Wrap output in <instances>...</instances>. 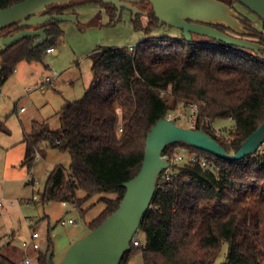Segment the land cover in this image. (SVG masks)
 Masks as SVG:
<instances>
[{
    "label": "trees",
    "instance_id": "trees-1",
    "mask_svg": "<svg viewBox=\"0 0 264 264\" xmlns=\"http://www.w3.org/2000/svg\"><path fill=\"white\" fill-rule=\"evenodd\" d=\"M22 1L0 0V10ZM218 1L234 10L235 2ZM80 4L105 7L110 24L116 18L113 6L94 0ZM80 4H51L45 14H74L73 8ZM236 14L240 34L220 24L210 26L264 47L263 33L247 17ZM132 26L145 39L134 47H97L90 55L89 87L81 99L57 113L60 127L50 130L46 122H32L22 140V166L28 172L43 142L70 157L68 170L56 165L48 173L42 203L72 205L84 219L82 205L96 196L114 195L99 199L104 208L86 223L87 233L117 210L125 192L121 185L141 167L148 132L178 106H195L194 130L202 131L228 154H235L264 122V52L256 54L197 36L203 40L154 37L158 21L153 13L146 25L136 18ZM44 27L47 40L42 45L32 48L36 39L24 38L0 52V88L19 63H40L46 50L55 48L62 30L59 22L51 21L39 27L15 24L0 31V38H5ZM226 119L233 123L226 134L214 130L217 120ZM0 132H6L1 122ZM178 147L208 155L173 144L162 156H173ZM216 162L221 168L217 175L199 164H184L175 166L177 175L171 180H157L133 238L139 247L131 243L120 264H128L135 253L143 264H217L224 246L221 264H264V151L238 162ZM139 232L143 243L137 238ZM50 249L48 238L46 251L39 252V264H46ZM0 264L16 263L0 251Z\"/></svg>",
    "mask_w": 264,
    "mask_h": 264
},
{
    "label": "rangeland",
    "instance_id": "rangeland-1",
    "mask_svg": "<svg viewBox=\"0 0 264 264\" xmlns=\"http://www.w3.org/2000/svg\"><path fill=\"white\" fill-rule=\"evenodd\" d=\"M82 1L75 2L80 4ZM130 5L139 12L133 16L131 12L123 9L118 20H113L111 24L105 7L98 4L75 6V22H60L62 36L54 48L56 54L44 53L40 63H19L0 88V122L6 130L0 132V199L13 203L11 208L6 204L0 209V251L16 264H22L24 254L21 243L32 231L40 236L41 252L46 251L47 239H50L53 252L51 261L53 264H59L69 246L86 234V223L96 218L103 210L104 206L99 199L114 198L113 194L92 198L82 205V209L86 211L84 219L72 205H62L56 201L42 203L40 195L48 173L56 165L68 170L70 157L43 142L39 145L40 152L36 155L34 166L28 172L22 166V140L25 134L30 133L31 123L34 121L46 122L50 130L60 127L57 116L59 109L81 99L89 87L92 77L90 55L97 47H134L145 39L142 31L133 29L132 20L138 18L142 25L147 24L149 16L153 13L149 0H135L130 2ZM233 9L247 17L253 26L263 33L264 44L262 22L236 3L233 4ZM227 34L249 40L232 33ZM152 36L179 39L181 33L174 28L166 30L161 26ZM192 38L203 40L195 36ZM45 78H51L54 83L46 84L45 91H41L40 83ZM20 108L24 109L23 113H19ZM170 115L178 127L189 129L196 111L190 107L178 106ZM232 125L233 123L226 119L217 120L212 127L217 132L226 134ZM260 150L264 151V144ZM33 180L37 181L34 191L31 184ZM32 194L37 197V201L26 204ZM69 219L73 220L74 224L61 225L62 221ZM137 238L139 242H144L141 232ZM225 254L226 246L223 247L217 264H221ZM129 264H143L141 255L133 254Z\"/></svg>",
    "mask_w": 264,
    "mask_h": 264
},
{
    "label": "water",
    "instance_id": "water-1",
    "mask_svg": "<svg viewBox=\"0 0 264 264\" xmlns=\"http://www.w3.org/2000/svg\"><path fill=\"white\" fill-rule=\"evenodd\" d=\"M82 0H24L0 10V31L17 24L20 28L39 27L51 21L75 22L74 14L46 15L45 8L51 4H64ZM116 9L118 20L125 9L134 16L138 10L130 5L135 0H94ZM255 15L264 23V0H231ZM158 27L166 30L174 28L181 32L186 42L192 36L207 38L256 54L264 52V47L249 40L235 38L222 33L210 25L220 24L236 34L242 29L237 14L228 5L218 0H149ZM133 19V18H132ZM207 24V25H206ZM48 28L22 30L10 37L0 38V52L24 38L37 39L32 48L42 45ZM56 54V51L52 52ZM173 144H183L202 151L224 162H238L255 155L264 144V122L247 137L235 154H228L213 139L200 130L178 127L174 119H160L148 132L145 153L141 167L132 179L123 183L124 196L116 211L99 226L74 241L64 253L59 264H120L130 250V244L137 234L142 218L149 208L156 191L160 173L167 170L169 163L162 160L164 149ZM171 165V168H174ZM52 249L46 255V264L51 261Z\"/></svg>",
    "mask_w": 264,
    "mask_h": 264
},
{
    "label": "built area",
    "instance_id": "built-area-1",
    "mask_svg": "<svg viewBox=\"0 0 264 264\" xmlns=\"http://www.w3.org/2000/svg\"><path fill=\"white\" fill-rule=\"evenodd\" d=\"M53 51V49L46 50V54H49ZM46 84H48L50 81L47 79ZM192 108L193 111H196L197 115V108L195 106H189ZM195 109V110H194ZM23 110V109H21ZM167 120H171L170 113L165 117ZM196 119V116H195ZM195 119L193 122H191V126L189 129L194 130L195 125ZM120 132V130H119ZM260 150V149H259ZM162 160L169 163V168L162 173H160L158 179L161 182H166L171 180L172 178L176 177L177 171L174 170V168H171V165L177 166V165H184V164H199L201 168H203L205 171L212 172L213 174L217 175L221 168L220 165L217 164L216 158L211 155H204V154H195L191 150L183 147H178L175 149V154L171 157L169 156H162ZM32 184V191L34 190V187L37 185V181L33 180ZM37 197L33 195L31 197L32 201H35ZM4 199H0V209H3L5 205L7 204L8 207H13L12 202H6ZM65 224H74V221L69 219L66 222L62 221L61 225ZM39 234L35 231H32L29 234V237L26 241H23L21 243V248L24 252V256L22 258V264H39V252H40V245H39ZM132 245L134 247H139V243L137 241L132 240Z\"/></svg>",
    "mask_w": 264,
    "mask_h": 264
},
{
    "label": "crops",
    "instance_id": "crops-1",
    "mask_svg": "<svg viewBox=\"0 0 264 264\" xmlns=\"http://www.w3.org/2000/svg\"><path fill=\"white\" fill-rule=\"evenodd\" d=\"M53 51H55V50L53 49ZM53 51H52V52H53ZM52 52H51V53H52ZM52 54H53V53H52ZM47 79H49V81H50V82L48 83V85H51V84L54 83V82L52 81L51 78H45L44 81L40 83V87H41L40 89H41V91H43V90H44V87L47 86V85H46V82H45ZM44 91H45V90H44ZM61 108H62V107H61ZM21 109H23V108H20L19 113H23V112H24V109H23V110H21ZM59 111H60V109H59ZM59 111H58V112H59ZM58 112H57V113H58ZM34 122H37V121H34ZM43 122H44V121H43ZM38 148H39V147H38ZM39 150H40V148H39ZM39 150H38L37 154H39V152H40ZM33 191H34V190H33ZM33 195H34V194H32L31 197H32ZM36 201H37V199H36L35 201H32L31 198H30V199L28 198L27 201H26V204H31V203L33 204V203L36 202ZM62 205H63V204H62ZM86 234H87V232H86ZM28 237H29V236H28ZM28 237H27L25 240H23V241H26V240L28 239ZM23 241H22V242H23ZM0 245H1V244H0ZM7 247H8V246H7ZM9 247H10V246H9ZM0 248H1V246H0ZM22 252H23V250H22ZM23 254H24V252H23ZM128 264H129V262H128Z\"/></svg>",
    "mask_w": 264,
    "mask_h": 264
},
{
    "label": "flooded vegetation",
    "instance_id": "flooded-vegetation-1",
    "mask_svg": "<svg viewBox=\"0 0 264 264\" xmlns=\"http://www.w3.org/2000/svg\"><path fill=\"white\" fill-rule=\"evenodd\" d=\"M38 29H39V28H38ZM180 33H181V32H180ZM36 40H37V39H36ZM36 40H35V41H36ZM35 41H34V42H35Z\"/></svg>",
    "mask_w": 264,
    "mask_h": 264
}]
</instances>
